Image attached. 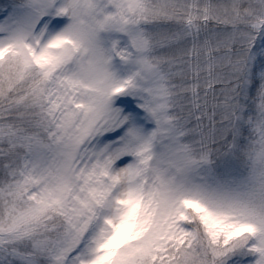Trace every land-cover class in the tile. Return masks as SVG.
<instances>
[{"label":"snow or ice","instance_id":"6c2138e0","mask_svg":"<svg viewBox=\"0 0 264 264\" xmlns=\"http://www.w3.org/2000/svg\"><path fill=\"white\" fill-rule=\"evenodd\" d=\"M0 264H264V0H0Z\"/></svg>","mask_w":264,"mask_h":264}]
</instances>
